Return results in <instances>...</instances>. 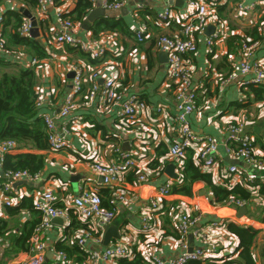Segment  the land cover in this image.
<instances>
[{"label":"crops","instance_id":"obj_1","mask_svg":"<svg viewBox=\"0 0 264 264\" xmlns=\"http://www.w3.org/2000/svg\"><path fill=\"white\" fill-rule=\"evenodd\" d=\"M91 1L93 4L91 10L102 8V0ZM238 1H211L207 29L204 35L196 37V52L186 56V63L197 86L196 110L190 116L189 123L196 137L213 136L221 143L217 152L218 164L210 170L214 183L227 188L233 187L236 183L244 184L252 193V206L261 215L264 212L262 194L264 169L246 168L239 161L237 166L242 171L229 177L227 181L222 180L224 172L231 165L229 161L232 160L223 148L225 128L230 122L237 121L243 116L247 117L246 128L253 137L255 154L257 157H264V102H252L248 105L243 103L247 99L248 90L245 81L250 80L252 75L245 77L238 75L223 92L218 91L220 78L232 71L239 59L240 46L233 37L244 36L254 25L260 24L261 27L264 23V0H245L246 6L256 4V10L243 13L237 9ZM60 5L68 13L74 8L75 0H60ZM138 5L141 6L140 9H137ZM0 7L4 12L7 10L17 12L25 22L26 18L19 12L20 8H24L37 22L39 36L30 38L37 41L46 56L39 58L26 46L17 44L15 38L12 40L14 30L9 22L6 24H9L8 26L2 27L4 46L0 51V74L13 73L16 68L21 67L32 69L38 98L47 106L40 110V114L57 113L71 89L74 67L83 71L82 92L77 97L79 107L73 116L75 119L72 121L75 122L69 123V133L66 135L67 148L58 153L49 149L44 151L16 149L10 153L42 154L45 165L38 181L9 182L10 187L19 195L11 200L10 206L5 204L10 195H4L0 189V218L7 220L11 226L7 236L0 238V264H16L26 257V252L9 249L11 239L19 234V229L24 223L34 220V217H40L38 212L33 213L25 207L20 209L17 216L10 217L5 214L6 207L20 206L25 204L24 201L33 204L44 191L50 190L57 198V206L67 209L71 215L72 200L81 186L89 187L98 194L105 190L109 194L108 197H125L124 202L116 200L118 213L104 230L100 242L90 244L93 251H101L105 247L119 243L129 250L128 257L109 264H119L120 261L136 262L138 256L142 258L143 264H151L147 261L151 251H154L162 261L175 260L180 255L181 248L176 223L166 215L171 206L177 209V213L198 212L197 209L202 213L201 221L193 226V230L194 232L203 230L207 234V239L201 241L194 235H189L188 241L190 250L205 251L207 259H210L207 264H222L223 260L220 259L223 257L239 260L235 254L238 240L228 232L227 223L240 226L250 224L261 230L252 247V255L256 264H264V224L250 219L248 208L245 215H239L238 210L214 207L205 203V196L207 200H212V193L204 183L196 182L192 185L193 193L196 192L203 199L197 200L179 194L167 196L162 200L160 210L152 213V232L145 236L140 228L141 216L149 210L148 199L153 196L154 188L165 183L173 186L179 184L186 159L191 157L195 161L198 151L203 146L201 143L195 145L183 160L168 156V148L178 135V125L174 120L173 86L166 74L168 59L167 56L162 59L159 57L161 51L155 47V39L159 35L173 36L179 32L188 14L184 4L181 2L170 4L163 0H134L119 11L108 10L110 17L99 15L90 29L92 25L97 24L104 30L95 37L90 29L84 31L80 23L76 29V38L84 42L100 40L106 46V51L99 60L92 59L76 46H58L53 42L52 36L57 30L53 5L48 6L44 20L37 8L24 6L21 1L3 0ZM167 7L171 9V19L165 24L159 23L157 15ZM106 18L110 19L107 28L103 24ZM7 19L8 16L5 17V21ZM41 23L45 25L43 30ZM136 29L143 30L146 36L143 43H137L134 35ZM214 31L220 33L219 38L212 49L208 50L205 41ZM33 59L37 60L36 65H31ZM254 60L260 61L264 67V36L259 49L255 52ZM94 73L98 74L96 79L98 86L109 78L113 79L117 88L127 87L131 93L149 105L150 109L140 114L133 123L122 121L116 107L104 106L98 96L93 99L89 97L91 77ZM157 107L162 108V111L157 112L155 110ZM115 148L130 152L137 162L136 170L123 174L116 181L95 174L89 167L90 163L102 165L112 163L116 158L113 152ZM139 174L146 176L147 183L135 188L129 181L131 179L134 181ZM248 179L251 180V184H245ZM1 181L0 186L4 183ZM126 203L130 204L131 209L126 207ZM213 219L221 221V225L211 228L209 224ZM76 222L80 224V228L79 225L71 227V217L50 220L48 227L41 234L46 248L45 264L55 262L57 248H63L68 252L74 249V245L77 246L76 236L83 225L85 226V222L77 219ZM112 225L117 226L118 236L111 238L109 244L104 246L105 231ZM72 263L73 260L70 264Z\"/></svg>","mask_w":264,"mask_h":264},{"label":"built area","instance_id":"obj_2","mask_svg":"<svg viewBox=\"0 0 264 264\" xmlns=\"http://www.w3.org/2000/svg\"><path fill=\"white\" fill-rule=\"evenodd\" d=\"M134 0H102L101 6L105 10L119 11L126 4ZM167 3L181 2L188 10L186 19L182 22L179 32L176 35H159L155 39V47L157 50L167 54V68L166 74L173 86V103L175 116L174 120L178 125V135L172 141L168 148V156L172 159L183 160L186 158L188 151L197 144H202V148L198 151L195 163L201 170L209 171L218 164L217 152L221 143L216 137L203 136L196 137L191 129L189 118L196 110L197 100V86L192 79L190 67L186 63V56L193 54L197 50L196 37L204 35L209 19V5L212 0H163ZM245 0H239L236 3L237 9L240 12L255 11L256 4L250 6L244 5ZM36 8L45 19L47 15L48 6L53 5L55 8V22L57 30L53 33V42L58 46H76L84 53L89 55L92 59L99 60L103 57L106 46L100 40H92L84 42L75 37L76 29L79 24L74 23L70 18L65 16L66 10L61 8L60 0H36ZM141 6L138 5L137 9ZM159 23L165 24L171 19V9L165 8L157 15ZM5 21V13L0 7V51L3 49L4 41L2 38V27ZM44 23V22H43ZM31 29V24L28 19L22 23L18 29L21 37H28ZM260 33L264 36V23L260 27ZM219 32L214 31L212 35L206 38L205 45L208 50H211L215 41L219 38ZM134 35L137 43H143L146 39L142 29L134 30ZM261 42L246 38L239 48V59L234 65L232 71L221 77L219 84V93L231 85L238 75L245 77L252 75L251 79L245 81V87L249 85L259 86L264 85V67L260 61L254 60L255 52L259 49ZM36 59L31 61V65H36ZM72 86L57 113L41 114L43 123L47 132V140L49 150L52 152H61L68 146L66 135L69 133V123L72 121L75 111L79 107L77 97L82 92L83 71L74 67L73 69ZM98 74L94 73L91 77V87L89 97L91 99L99 97L102 104L106 107H116L119 111L118 116L126 123H133L140 114H143L148 109L149 105L143 102L137 95L131 93L127 87L117 88L113 79H107L101 86H98L96 79ZM35 107L41 110L45 106L39 98L35 102ZM157 112H161L162 108L157 107ZM247 117L243 116L237 121L230 122L225 128V139L223 148L230 159L243 163L246 168L258 167L264 169V157H257L255 154L254 140L246 128ZM17 149L14 141L7 140L0 143V172H2L5 182L1 185L3 194L10 195L5 204L11 205V200L16 199L18 192L10 187L9 182L12 181H38L41 173L31 174L28 171H4L3 163L4 157ZM116 158L110 164L90 163L89 167L97 175L109 177L112 180H119L120 176L137 169V162L130 154L115 148L113 150ZM242 170L237 164L228 166L222 177L223 181L229 180V177L237 175ZM244 172V170H243ZM245 184H251V180H246ZM147 183L146 176L139 174L132 186L140 187ZM181 183V181L179 182ZM242 184V183H241ZM244 185V184H243ZM173 185L165 183L159 187L154 188V194L148 199L149 210L141 216V231L147 236L153 230L152 213L161 208L162 200L167 196L174 194L172 192ZM203 196V195H202ZM195 199H203L193 193L192 197ZM116 200L120 202L125 201L124 196H111L108 203L109 207H104L101 196L92 191L89 187H80L78 194L73 198L71 209L73 215L80 222H85L86 228L80 229L76 236V245L82 249L85 254V261L81 264H98L99 262L110 263L117 259H122L129 256V250L122 244H115L105 247L101 251H93L90 249V244L99 243L102 234L106 227L112 223L113 219L118 213ZM205 203H209L214 207H227L235 211L242 207L249 205L248 202L239 199L231 198L224 204H214L212 200H207L205 196ZM33 206L41 216L40 222L33 230L32 236L29 240V249L26 252V257L16 264H45L46 262V248L41 239L42 232L48 227L51 219H70L71 215L67 209L57 206V198L53 191H44L37 199H35ZM126 207L130 208V204L126 203ZM198 212H182L177 213V209L173 206L169 207L166 215L169 219L175 221L176 230L178 234V243L181 248L180 255L171 261H162L154 251L149 253L147 258L148 263L151 264H188L193 261H202L207 264L210 259H207L204 250H190L189 235H194L201 241H206L207 234L203 230H196L194 232L193 226L201 221L202 213ZM221 225V221L213 219L209 226L215 228ZM242 226H250L242 225ZM207 260V261H206ZM206 261V262H204ZM222 262V261H220ZM56 264H70V258L63 251H56ZM76 264V263H72Z\"/></svg>","mask_w":264,"mask_h":264},{"label":"trees","instance_id":"obj_3","mask_svg":"<svg viewBox=\"0 0 264 264\" xmlns=\"http://www.w3.org/2000/svg\"><path fill=\"white\" fill-rule=\"evenodd\" d=\"M3 0H0V4ZM24 3V6L36 8V0H17ZM93 4L91 0H75L74 8L65 13V16L70 18L74 23L80 24L85 19ZM5 17L8 19L4 22V26L9 23L13 26L14 34H12V40L17 41V44L26 46L29 51L39 58L46 56L44 50L41 49L37 41L30 37H21L18 33V29L22 25L23 21L21 16L15 11H6ZM13 20V21H12ZM110 19L106 18L103 24L107 28V24ZM8 24V25H9ZM6 25V26H8ZM45 25L41 23V30ZM112 28V27H110ZM260 24L254 25L250 32H246L244 36L233 37L234 41L238 42V45L246 39L262 41L263 35L260 33ZM91 32L95 36L103 28L95 24L91 27ZM3 36V30H2ZM3 38V37H2ZM13 73L0 74V143L3 141L11 140L17 145V149H31L36 151H44L49 149L47 140V132L45 125L40 114V110L35 107V102L38 99V94L35 89L34 73L32 69L16 68ZM246 91L247 99H245L246 105L252 102H264V85L252 86L249 85ZM245 105V106H246ZM42 110V109H41ZM45 165V158L42 154L37 153H19V154H7L4 157L3 170L4 171H20L25 170L31 174L39 173L42 171ZM181 181L172 187L174 194H179L187 197H192V185L196 182L206 184L212 193V202L220 205L226 203L229 199H239L249 203L247 206L250 209V219L264 224V212L258 214V210L252 206V193L241 183H236L233 187L227 188L219 186L214 183L212 174L204 172L195 163V161L188 157L183 165L181 171ZM1 183L5 182L4 178H1ZM133 183L132 179L129 181ZM1 189V186H0ZM262 194H264V187L262 188ZM102 198L104 207H109V199L107 191H102L99 194ZM25 204H21L17 207H6L5 214L10 217L17 216L21 208H27L33 213H37L33 204L30 201H24ZM35 210V211H34ZM40 215V214H39ZM41 217V216H40ZM40 217H34V220L24 223L19 229V234L11 239L10 248L16 252H27L29 249V240L32 236L33 230L40 221ZM72 226L80 228V224L76 222V217L71 213ZM9 222L3 218H0V238L7 236L10 231ZM86 228V225H83ZM227 230L230 234L235 236L238 240V246L235 254L238 255L239 260L221 258L222 264H256L252 255V247L257 240L261 230L253 226H240L235 223H227ZM71 251H65L63 248H57L59 251H63L70 260H73L76 264H81L85 261V254L78 246L73 247ZM74 256H77L75 258ZM136 262L120 261L119 264H143V260L140 256L135 259ZM207 261V260H206ZM204 261V262H206ZM56 264V263H52ZM188 264H204L202 261H193Z\"/></svg>","mask_w":264,"mask_h":264},{"label":"water","instance_id":"obj_4","mask_svg":"<svg viewBox=\"0 0 264 264\" xmlns=\"http://www.w3.org/2000/svg\"><path fill=\"white\" fill-rule=\"evenodd\" d=\"M19 12L21 13V15L24 18H26L30 21L31 29L29 32V37L37 38L39 36V31L37 28V22H36L35 18L33 17V15H31V13L26 11L24 8H20ZM99 15H104V16H109V17L111 16V14L108 10H105L103 8L98 7V9H93L88 13V15L86 16V19L81 24V28L84 31H89L91 24L98 18ZM164 56H167V54L164 52L159 53V57L161 59ZM229 162L231 164H237V162L233 161V160H230ZM0 175H2V172H0ZM246 212H247L246 207H242L238 210L239 215H245ZM117 236H118L117 226L116 225L115 226L114 225L109 226V229L105 231L104 246H107L109 244V241L111 238H116Z\"/></svg>","mask_w":264,"mask_h":264},{"label":"rangeland","instance_id":"obj_5","mask_svg":"<svg viewBox=\"0 0 264 264\" xmlns=\"http://www.w3.org/2000/svg\"><path fill=\"white\" fill-rule=\"evenodd\" d=\"M17 1V0H16Z\"/></svg>","mask_w":264,"mask_h":264}]
</instances>
